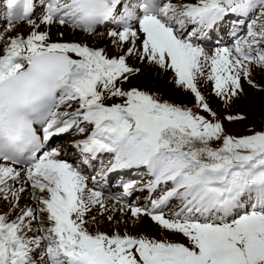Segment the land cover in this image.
<instances>
[{
  "label": "snow or ice",
  "instance_id": "6c2138e0",
  "mask_svg": "<svg viewBox=\"0 0 264 264\" xmlns=\"http://www.w3.org/2000/svg\"><path fill=\"white\" fill-rule=\"evenodd\" d=\"M4 7L0 264H264V0Z\"/></svg>",
  "mask_w": 264,
  "mask_h": 264
},
{
  "label": "bare ground",
  "instance_id": "6f19581e",
  "mask_svg": "<svg viewBox=\"0 0 264 264\" xmlns=\"http://www.w3.org/2000/svg\"><path fill=\"white\" fill-rule=\"evenodd\" d=\"M8 19H9V17L7 15L6 8L4 7V1L0 0V29L7 28ZM17 27L19 28L22 26L17 25ZM23 27H24V25H23ZM24 29L26 30V27H24ZM221 36L224 40L228 39V37L224 36L223 33H221ZM102 37H103V35H101L97 39V41L96 40L95 41L89 40L88 42L92 43V44H100L102 42ZM75 38L80 39L81 37L77 36ZM213 42L215 44L217 43L216 40H214ZM166 89H167V85L162 83L161 90L166 91ZM95 170H97V171L99 170V165H97V168ZM109 179H111V181L114 182L113 187H118L122 182H128L130 180H136V182L139 186H142L146 182L145 179L143 178L142 174H139L137 172H131V173L121 172V173H116V174H110ZM108 180H106V181H108ZM103 184H104V182H103ZM145 194H146V192L137 191L133 194V197H130L129 199L132 201V200L138 199L139 197L145 196ZM105 196H106V194H105ZM136 197H138V198H136ZM146 201H147V199H141L139 202H146Z\"/></svg>",
  "mask_w": 264,
  "mask_h": 264
},
{
  "label": "rangeland",
  "instance_id": "374dc122",
  "mask_svg": "<svg viewBox=\"0 0 264 264\" xmlns=\"http://www.w3.org/2000/svg\"><path fill=\"white\" fill-rule=\"evenodd\" d=\"M23 27V26H22ZM24 27H26V25H24ZM100 37V35L99 36H96V37H94L92 40L93 41H97V39ZM234 131H242L243 130V127L242 126H236L234 129H233ZM74 137H68V140H65L64 141V143H65V145L67 144V143H69L72 139H73ZM118 193H120V191H117ZM133 203H135L134 201H132Z\"/></svg>",
  "mask_w": 264,
  "mask_h": 264
}]
</instances>
